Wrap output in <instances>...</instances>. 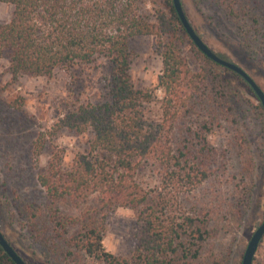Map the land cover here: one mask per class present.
Returning a JSON list of instances; mask_svg holds the SVG:
<instances>
[{"label":"trees","instance_id":"obj_1","mask_svg":"<svg viewBox=\"0 0 264 264\" xmlns=\"http://www.w3.org/2000/svg\"><path fill=\"white\" fill-rule=\"evenodd\" d=\"M0 1L13 5L11 19L0 22V59L8 60L14 82L58 69L75 76L97 58L108 68L101 98L94 102L77 94L55 125L87 135L84 150L67 168L55 155L37 178L41 198L14 190L21 224L44 258L52 264H229L231 250L214 241L211 210L193 212L186 200L220 174L226 160L247 155L243 133L224 149L211 145L208 136L224 121L239 126L237 107L248 110L241 93L191 38L187 50L184 34H189L173 1ZM213 2L234 26L246 55L264 59V0ZM146 37L157 40L162 58L155 88L138 87L132 77L133 43ZM156 88L165 93L161 122L146 114ZM147 172L153 182L145 180ZM94 199L96 206L83 208ZM116 207L131 208L141 225L129 256L104 245ZM228 212L217 216L220 222H229L223 220ZM255 263L264 264V258L255 257ZM0 264H16L1 245Z\"/></svg>","mask_w":264,"mask_h":264},{"label":"rangeland","instance_id":"obj_2","mask_svg":"<svg viewBox=\"0 0 264 264\" xmlns=\"http://www.w3.org/2000/svg\"><path fill=\"white\" fill-rule=\"evenodd\" d=\"M182 3L188 19L205 42L219 55L243 67L264 90V59L252 60L246 55L234 26L221 15L215 2L182 0ZM153 5L150 1L146 8ZM12 13L13 5L0 1V22H8ZM184 38V45L189 50L190 37L184 34ZM214 69L241 93L248 112L237 107L239 126L224 121L208 139L215 148L224 149L229 141L238 143L243 133L249 149L241 159L233 156L226 160L220 174L214 175L188 197L186 208L193 212L199 208H204V212L210 209L209 226L218 228L213 229L214 241L227 252L231 250L229 264H242L252 235L264 221V112L250 86L238 74L218 63ZM107 71L106 61L97 58L84 70L75 71V76L58 69L51 76L24 75L14 82L8 60L0 59V229L28 264L52 263L44 258L40 244L22 226L14 190L17 188V192L26 196L41 198L37 178L47 170L55 155L62 156V165L67 168L75 155L84 150L87 135H78L67 128L57 130L55 125L65 116L67 102L77 94L82 100L95 102L101 98ZM161 73L162 58L157 40L154 37L136 40L132 62L135 84L155 88ZM155 90V101L148 104L146 114L149 120L161 122V101L165 93L162 88ZM15 101L20 105H11ZM40 142H44L43 147H39ZM145 180L153 182L154 178L147 172ZM96 203L97 200H91L90 205L83 208L96 206ZM224 208L229 212L223 220L229 222H220L217 217ZM71 212L78 215L80 209ZM140 228L131 208L116 207L108 217L105 248L117 255H132ZM256 258H264V237Z\"/></svg>","mask_w":264,"mask_h":264},{"label":"water","instance_id":"obj_3","mask_svg":"<svg viewBox=\"0 0 264 264\" xmlns=\"http://www.w3.org/2000/svg\"><path fill=\"white\" fill-rule=\"evenodd\" d=\"M174 7L187 31L190 38L196 45V47L204 53L207 57L211 58L216 63L234 71L238 74L247 84H249L251 90L254 95L257 97L259 102L264 108V90L257 83V81L239 64L228 60L222 56H220L217 52H215L201 37V35L196 31V29L191 24L188 19L186 12L183 7L182 0H172ZM264 237V221L260 224V226L256 229L254 234L252 235L247 248L245 250L242 264H254V259L256 257L257 250L262 242ZM0 245L4 249V251L14 260L16 264H28L26 260L19 254V252L13 247V245L9 242L5 234L0 229Z\"/></svg>","mask_w":264,"mask_h":264}]
</instances>
